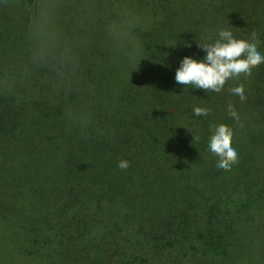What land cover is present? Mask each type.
<instances>
[{
	"label": "trees",
	"instance_id": "trees-1",
	"mask_svg": "<svg viewBox=\"0 0 264 264\" xmlns=\"http://www.w3.org/2000/svg\"><path fill=\"white\" fill-rule=\"evenodd\" d=\"M65 1L58 23L77 79L36 69L0 93V264H264V64L220 93L175 81L218 29L257 32L264 54V0H127L150 21L139 65L113 51L104 0ZM34 5L0 0V74L28 63ZM240 84L243 102L230 91ZM194 107L212 111L195 117ZM70 109L89 111L90 124ZM220 124L235 130L230 172L208 149Z\"/></svg>",
	"mask_w": 264,
	"mask_h": 264
},
{
	"label": "clouds",
	"instance_id": "clouds-1",
	"mask_svg": "<svg viewBox=\"0 0 264 264\" xmlns=\"http://www.w3.org/2000/svg\"><path fill=\"white\" fill-rule=\"evenodd\" d=\"M103 6L106 15L105 31L113 51L129 64L139 65L144 51L139 33L150 26L149 19L136 12L127 0H104ZM60 7L61 0H35V5L30 7L28 63L18 72L4 71L0 74V93H14L36 69L46 70L57 81L69 85L77 79L79 56L58 23ZM209 40L211 42L206 40L198 43V47L206 53L203 59L185 57L181 61L175 73L178 84L220 93L228 81L241 78L249 80L253 71L264 64V54L258 50L261 41L255 31L248 39H237L232 31L218 29L214 39L210 37ZM230 91L242 102L247 99L243 84ZM211 111L207 107H194L192 114L195 117H206ZM228 113L241 128L244 127L240 114L233 106H229ZM68 118L75 124L87 126L91 122V113L86 109H70ZM211 130L208 149L218 157L216 167L230 172L239 162L238 152L232 146L235 130L225 124L211 126ZM198 139L194 136V141ZM118 167L126 170L130 163L122 160Z\"/></svg>",
	"mask_w": 264,
	"mask_h": 264
},
{
	"label": "rangeland",
	"instance_id": "rangeland-1",
	"mask_svg": "<svg viewBox=\"0 0 264 264\" xmlns=\"http://www.w3.org/2000/svg\"><path fill=\"white\" fill-rule=\"evenodd\" d=\"M64 3L67 5V6H69L70 4L67 2V1H65L64 0ZM18 11V10H17ZM96 17V15H94V17L93 18H95ZM63 21H64V19H63ZM65 21H64V23H63V25H65ZM75 23V22H74ZM74 23L72 24V25H74ZM71 25V28H72V30H74V31H76L77 30V25H74V26H72ZM80 36L82 37V39H83V45H90V44H93L92 43V41L91 40H94V33L92 32V31H89V33H85V32H82V33H80Z\"/></svg>",
	"mask_w": 264,
	"mask_h": 264
}]
</instances>
